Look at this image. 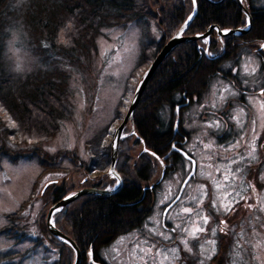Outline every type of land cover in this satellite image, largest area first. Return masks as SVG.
<instances>
[{"label": "trees", "instance_id": "16d2710c", "mask_svg": "<svg viewBox=\"0 0 264 264\" xmlns=\"http://www.w3.org/2000/svg\"><path fill=\"white\" fill-rule=\"evenodd\" d=\"M242 2L250 13L252 26L243 36L230 35L227 41L232 43L234 38L240 39L243 45L237 51L244 53L248 48L245 43L264 38V3L258 5L256 0ZM197 4L198 12L186 35L201 34L211 24L221 30L247 25V15L242 12L238 0H225L221 4L197 0ZM193 8L192 0H0V165L4 158L16 161L34 158L38 154L44 171L58 167V164L47 165L49 157L42 149L45 148L43 145L56 136L66 119L73 118L71 80H75L76 75L71 72L85 74L76 57L89 58L91 52L97 50V38L108 37L105 30L131 26L139 28L143 50L137 67L132 70L133 76L139 80V74L154 61L161 47L179 30ZM152 27L158 29L157 33L151 30ZM13 30L23 36L22 47L26 44L41 65L38 70L20 78L15 77L6 61L5 41ZM212 35L214 39L216 32ZM201 43L202 39L175 46L149 80L134 112L133 126L128 123L125 128L124 132L129 137L122 140L119 146L115 168L124 179L122 190L111 197L81 196L55 213V224L78 245L81 264H93L90 262L92 256L97 262H103L105 259L100 254L101 250L116 237L141 229L145 217L152 212L160 186L154 184L153 188H149L159 178L157 171L161 164L157 156L163 159L171 151L176 132L184 130L186 135L189 134L184 128V111L192 107L193 116L197 114L194 105H200L211 84L221 79L218 73L224 71V64L233 59L226 54L215 58L211 50L206 55ZM211 46L215 52L220 49L215 40ZM130 82L127 89L133 93L138 82ZM217 98L215 95L213 99H206H211L213 105L218 104L219 109L221 104ZM179 101L184 106L179 110L180 124L176 128L178 116L175 110ZM167 111L171 112L169 120L164 118ZM213 121L223 125L219 119ZM209 132L210 138L214 136L211 146L216 147L217 143L224 155L226 149L223 144L227 142L218 138L224 131H214L209 127ZM98 139L94 140L95 146L99 145L95 143ZM106 147L103 152L91 156V165L77 158L74 151L64 154L78 159L81 174L76 184L101 188L106 185L112 187L116 183V179L109 180L107 175V180L86 177L95 170L107 169L111 163L112 147ZM172 155H175L176 165H179L181 156L175 152ZM74 167L79 170L76 165ZM76 184L64 180L61 186L48 185L43 192L47 209L38 218L37 225L42 233L52 238L51 243L58 249L59 259L53 264H74L75 256L73 248L49 233L46 225L48 206L73 193ZM28 203L23 202L21 208L7 216L9 223L0 228V236L17 238L15 233L23 232L25 237L26 227L18 226L17 221H24L23 211ZM238 210L249 208L246 204ZM241 219L246 223L247 218L241 216L231 224L240 225ZM16 241H21L20 237ZM229 243L231 240L224 239L220 248L222 259L227 261L232 251H237L235 245L230 248Z\"/></svg>", "mask_w": 264, "mask_h": 264}, {"label": "rangeland", "instance_id": "374dc122", "mask_svg": "<svg viewBox=\"0 0 264 264\" xmlns=\"http://www.w3.org/2000/svg\"><path fill=\"white\" fill-rule=\"evenodd\" d=\"M210 1H212L214 4H221V2L225 0ZM256 1L258 5H262L264 3V0ZM151 30L157 33L158 29L152 27ZM14 31H16L20 37V45L17 46L22 47L21 43L23 36L18 33L17 30ZM104 33H106L108 37L104 38L99 36L97 38V50L95 52L90 51L91 56L89 58H86V56L85 59H83L81 56L76 57V60L78 59L82 68H84L83 73L85 74L71 72L73 75H76L75 80H71V95H73L72 102L74 105L73 118L70 120L66 119L63 125H61V129L58 131L56 136L45 142L43 145L45 148L42 149L46 152L47 157H49L47 165H50L49 163L54 165L58 164V167L49 171H44L41 169L39 164L42 159L38 154H35L34 158H20L16 161H14L12 158L11 160L4 158L1 162L0 228L6 226L9 223L7 216L21 208V204L23 202H29V205H27V208L23 211L25 215L24 221H17L18 226L26 227L25 230L27 231V234L25 237L23 236V232H16V237H20L21 240L16 243L17 238L9 239L8 237L0 236V264H53L59 259L58 249L51 243L52 238L42 233L40 227L37 225L38 218L40 215H43L42 213L44 209H47V203L44 201L45 198H42L44 189L48 185L52 184H54L56 187L61 186L64 180L76 184V180L81 174V169L78 167L79 162H77V158L79 157L80 159L84 160L86 164L91 165V156L94 155V153L103 152L107 148L106 146L111 145L112 140L114 139V130L119 126L121 119L126 115L130 105L129 102L134 95V93L128 92V85L131 83V80L136 83L138 82L139 84V81L146 72V70L142 69L144 72L139 74L141 75V79L139 80L133 76L132 72V70L137 67L143 50L141 49L143 40L140 39L141 34L139 32V28L134 26L116 28L113 31L105 30ZM24 49L30 53V50L28 47H26V44ZM9 55L10 54L6 55L8 66L11 64ZM30 56L31 58H34L35 61L33 64V71L38 70L41 67L39 60L32 53H30ZM258 64L259 61L255 60L252 62L251 66L257 68L259 66ZM230 66H233V64L227 65L226 67L230 68ZM157 69L156 72L158 71ZM14 74L16 75L15 77H21L19 74ZM216 86L218 89L217 99H221L222 96H220V93L221 90L223 92L225 89L224 85L219 80H217ZM208 91L204 94V96H202L201 100L203 101L200 103V105H198V107L194 105V111H196L197 114H194L193 116L191 111L192 107L187 112H185L186 110L184 111V128L187 130V132L189 131V134L186 135L188 136L186 140H182L180 145H177L176 148L178 150H180L179 148H184L183 150H186L188 153L192 154L193 159H197L198 163H195L196 169L193 173V165L191 163L192 159L190 157L186 158L183 156V154H180L179 151L173 150V153L175 152L176 154L180 155L183 160L179 163L181 166L179 167V165H176L175 155L171 154L172 159H170V169H168L169 177L166 178L164 182V178L162 179V183L156 192L157 201L155 204V212L153 217L160 224L162 221L160 217L165 211L164 207L166 203L174 199L177 192L179 191V186L183 184L188 174L193 173V176L189 179V181L191 179L193 180L190 182L188 181L189 183L187 184L186 189L187 193L183 199L186 201L191 200V202H193L198 198L197 203L202 204H199L198 209L195 210L192 218H195V215L198 212H206L208 214L210 213L212 216H215L216 211L211 206V204L213 201H215L216 207H219V200L217 197L223 198V194L225 192H232V196H229L228 198L229 200H232V198L235 197L240 199V196L243 195L242 193L246 189V183L240 182V184H237V181H240L242 178L240 175V172L242 171L241 168L236 169L233 172L236 175V177L233 179L234 183L233 180L226 182L224 178H221L220 173L218 177L216 176V167L215 164H213V161H215L214 159L217 155L216 152L221 150L222 147L216 148L211 146V139L214 136H211L210 138L209 127H212L214 131H218V129L224 130V128L220 123H217L216 121L214 122L211 118H208L206 98H208L211 93L210 91L208 94ZM224 97L227 99H232L226 94ZM213 98L214 97L211 99ZM260 101L263 102L262 99H260ZM214 107L218 108L216 103L214 104ZM250 108H252V111L256 113V117L258 118L260 115L259 108L254 100L250 101ZM170 113L171 112L167 111L164 115V118L168 119ZM129 124H131V121ZM262 126H264V119L260 125H253L251 127V131L248 134L247 140L251 139V137H253ZM128 135V133L123 132L120 142L129 137ZM259 135H264V129L261 130ZM96 139H98V141L95 143L99 144L97 146L93 144L94 140ZM223 146L225 147V145ZM225 149L226 153L222 155L220 161L218 162V164H221L219 167L221 172L225 171L227 167V163H225V161H227L228 157V147ZM72 151H74V154L77 157L75 158L77 160L74 159L72 155H64ZM11 157H13V155ZM50 160L54 161L50 162ZM166 161L167 160H165L164 157V160L160 162L161 166L158 167V174H162L163 170L164 175L167 174L168 170L165 164ZM73 164L76 165L79 170H76ZM109 167L110 164H108L106 170H95L94 172L90 173V176L86 177H98V179L103 177L107 180V174L110 169ZM108 179L111 180L109 177ZM194 179L196 180L194 181ZM262 181L264 183V178H262ZM36 182L38 183L37 187L33 188ZM217 182H221L223 187L217 188ZM154 183L158 184L159 182L155 181ZM154 183L152 185H154ZM75 186L78 188L81 185L76 184ZM262 186L258 188L260 196L257 195L256 199L254 198L248 203L257 205V207L250 209L253 210L252 215H250L251 222H248L251 226H253V231L251 233L253 234V238L250 246L248 245V248H246L243 245L249 243L247 242V239H242V241H239L237 238L238 240L236 242L234 240V245L240 252L239 259L242 264H264V227L261 226L264 225V212L259 211V205L264 204V184ZM237 192L240 193V196H236ZM193 197L195 199H193ZM180 203L181 201L177 203L171 214L167 217L173 220V218L177 216V210L179 209ZM51 205L52 204H50V206ZM233 205L237 206L236 202H234ZM50 206H48V209ZM237 208H239V206ZM220 214L221 216H226L228 213L225 215L221 212ZM180 215H182V213ZM257 217H259V219H257ZM199 219L200 218L196 220L198 221ZM177 221L182 222L180 219ZM173 225L175 227L177 225L185 226L183 223L175 224V222ZM186 225H188L189 228L192 226L190 223ZM153 228H155V226ZM141 234L142 232L137 230L135 232H128L125 233V235L116 237L114 241L106 245L104 249L101 250L100 254L102 258L110 264H125V256L123 252L126 247H129L130 252H136L138 250L142 251L141 248L144 247V243L140 237ZM238 241L239 243H237ZM257 242L260 243V247H256ZM239 244H242L243 246ZM143 250L147 249L143 248ZM236 252V250L232 251L230 254V259L226 264H234V261H236ZM74 256L76 259L75 253ZM160 262V264L163 263L162 261Z\"/></svg>", "mask_w": 264, "mask_h": 264}, {"label": "flooded vegetation", "instance_id": "af4514ba", "mask_svg": "<svg viewBox=\"0 0 264 264\" xmlns=\"http://www.w3.org/2000/svg\"><path fill=\"white\" fill-rule=\"evenodd\" d=\"M245 33L246 32H243L241 35L237 36H243ZM212 36L213 35H211L210 41L206 42L202 40L201 46H206L208 44L210 46V52H212L211 54L214 55L215 58H222L224 54L229 55L233 58L231 59L232 62L229 61L227 64H233V66L227 68V65L224 64V71L218 73L221 78L218 80L224 85V88H229L231 92L234 91L235 93V95H229L228 92H225L224 90L222 92L221 90L220 96H225L226 94L232 99H220L219 105L222 102L223 103L220 105L219 109L214 107L211 99H206L208 118H211L212 120H215L216 118V120L219 119V121H221V123L223 124L222 126L224 128V132L218 138L224 139L227 143L223 145H225V148L228 147V157L227 161H225V163H227L226 170L221 172V170L219 169L221 164H218V162L223 155L221 151L216 152L217 155L215 156V161H213V164H215L216 167V176L218 177V175L221 174V178H224L225 172L229 168L231 169L232 173L236 169L241 168L242 171L240 172V175L242 176V178L240 179V181H237V184H240V182L246 183V189L242 193V197H244L245 199H237V197L232 198L233 204L235 200H238L239 202H236L237 206H233V210L227 215L225 214L226 216H221L220 213H216L215 216H212L210 213L208 214L204 212L203 215L209 217V222L205 225L202 220H196L199 218L197 214L195 215V218H192L193 213L198 209L199 204L202 205L201 203H197L198 198L193 202H191V200L186 201L185 199H183L187 193V184L192 180L191 179L186 184V188L181 194V198L177 201V203H179L180 201L181 203L179 204V209L177 210L178 213L175 218L176 221L180 219L182 222H176L175 218H173L172 220L171 218L167 217L171 214L177 203L172 206H170V203L166 205V215L160 217L162 219L161 224L153 217L155 212V206H153L154 210L152 209V212L145 217V222L142 228L133 230V232L137 230L142 232L140 237L142 239V242L144 243V247H142L141 249H148L149 247H151V253H146V251L139 250L136 252H130L129 247H126L123 252L125 256V264H160V261L163 262L162 264H199L200 259H204L205 264H226L227 260L222 259V253L220 249L223 246L222 241L224 239L227 238L231 240V244L229 243L230 248H232V244L234 245V240L236 242L238 239L239 241H242V239H247V242L249 243L243 244L246 248H248V245L250 246L252 242L253 234L251 233L253 231V226H251L248 222H251L250 215H252L253 210L249 209L240 211L237 207L239 206L241 208L242 206H246V204L249 205L248 203L251 202L252 199H256L257 195L260 196L258 188L264 184L262 181V177L264 175V135H259L261 130L264 129V126L259 128V131L253 137H251V139L247 140L248 134L251 131V127L253 125H260L262 120L264 119V110L260 108L261 103L264 102V95H262V93H264V49L260 48V45L264 44V38L254 43H246V45H248V48L244 50V53H242L237 51V48L242 49L241 46L243 43L240 39L234 38L233 42L229 43L227 41V38L229 36H225L222 39L217 34L214 39H212ZM213 40H215V42H218L220 46V49L217 52L212 50L211 45L213 43ZM205 54L208 55L206 52ZM249 59H251V62H254L255 60L259 61V66L257 67L254 75H248L244 71V65L245 63L249 62ZM216 82L214 84H211V86L209 87L208 94L210 93V91L211 93L208 97L210 98L218 94ZM260 99H262L263 102H261ZM252 100L256 102L259 108L260 115L258 118L256 117V113L252 111V108H250V101ZM180 102L176 107H180L182 109L184 105L182 106ZM237 117L239 118V122H237ZM176 133L177 134L173 137V143L171 147L172 149L165 155V160H167L165 162L167 170L170 167V159H172L171 154L173 153L172 151L176 150L179 151L180 154H182L181 148H179L180 150H178L176 147L177 145H180L182 140H186L187 138L184 130L183 132L180 131ZM249 145H254L256 147V160H251V158L247 156V153L251 150ZM215 146L221 147L217 143H215ZM183 149L184 148H182V150ZM242 156L244 157L243 160L240 159V157ZM234 159L237 160L238 163L233 164L232 161ZM164 177L166 179L169 177V175L165 174ZM235 177L229 175V179L226 180V182L233 180ZM249 184H251L252 187H249ZM179 187L180 191L181 186ZM179 191L177 192V194L179 193ZM175 198L176 196L174 197V199ZM185 207H191L193 209L192 213H184L182 210ZM181 213L182 215H180ZM241 216L247 218L246 223H243L241 219L242 223L240 225L234 226L231 224L234 219L235 221H237V219L241 218ZM221 220L227 221V224H221ZM174 222L175 224L183 223L185 226H179V228L176 229L175 232H173L172 229L175 227L173 225ZM192 222H197L201 227H205L207 229L206 232L198 233V241L192 239L182 231L183 228H189L186 224H192ZM154 226L155 228H153ZM214 228L216 229V235L212 236L211 233ZM220 228H224V231L221 232ZM159 232L163 233L164 235H159ZM164 236H170L171 238L165 239ZM207 239L216 241L215 252L212 253L211 246H209V249L205 253V256L202 257L200 256V250L196 247V245L197 243H202ZM184 240L188 241L187 246L191 247V252L185 250V244L182 243V241ZM173 248L179 249L177 258L173 260L171 253H168L169 258L167 260H164V253L168 249ZM208 256H210L211 258L208 259ZM95 263L110 264L106 260H104L103 262L96 261Z\"/></svg>", "mask_w": 264, "mask_h": 264}, {"label": "water", "instance_id": "95a60500", "mask_svg": "<svg viewBox=\"0 0 264 264\" xmlns=\"http://www.w3.org/2000/svg\"><path fill=\"white\" fill-rule=\"evenodd\" d=\"M210 1V0H208ZM223 1V0H220ZM238 2L240 3L241 8L243 9V11L247 14H249V12H247L246 7L244 6L242 0H238ZM220 3V2H219ZM193 4H194V9L193 11L189 14L192 16V20L188 21L186 20L180 27L179 31L176 32L167 43H165L162 47L161 50L159 51V54L153 59L154 61L149 65V67L146 69V72L144 73L142 79L139 81V84L137 85L136 89H135V93L132 97V99L130 100V105L129 108L126 112V115L124 116V118L122 119V121L119 123V126L114 130V139L112 140L111 143V147H112V153H111V165H110V171L109 173H112V175H114L117 179H118V185L115 188H112V190H106V189H98V188H82L80 190H77V192H75L77 195L72 196V194H69V196H71L72 198L69 199H65L62 198L59 200V202H57L56 204L52 205L49 208L48 211V216L46 219V225L48 227L49 232L54 235L56 238H58L59 240L64 241L66 244L70 245L71 247H73L74 251H75V255H76V259L74 261V264H80V261L82 259V255L80 253V250L78 248V245H76L75 241L70 238L68 235H66L61 229H59L56 224L55 226H52L50 224V220L53 221V216L54 213H56V209H62L65 206L69 205L72 201L80 198V196L83 195H89L91 193L94 194H98L99 196H104V197H111L114 194H117L123 184H124V180L121 179L119 173L117 172L115 165L117 163L118 160V151H119V143L120 140L122 138V133L124 131V129L126 128V124L129 123L131 121V123H133V117H134V112L137 108V106L140 104V99L144 93V90L146 89L147 85L149 84V80L151 79V77L154 75V73L156 72V69L159 67L160 63H162V61L165 59V57L169 54L170 51H172L174 49L175 46L179 45L181 42H190V41H194V40H200L201 38H208L210 37V34L212 33L213 29L216 28L218 30V34L220 35V37H222L223 35H225V31L221 30L219 27H217L216 25H211V27H209L205 32L201 33V34H197V35H190V36H185L183 35L184 32L189 28L190 23L193 21L194 17L197 14V0H193ZM249 28L252 26L251 23V19L249 18ZM183 29V31L181 32V30ZM238 31H242L241 33L247 31V30H241V29H232V30H228L226 31L227 34L226 35H233L235 33H238ZM179 121H176V126H179ZM176 127V128H177ZM183 153V152H182ZM185 155L188 156V154L183 153ZM192 165H193V170L192 172H195L196 169V165H195V161L192 159ZM191 173L190 175H188V178L186 179V181L183 184L182 190L180 192V194L182 193V191L184 190V188L186 187V183L189 181V179L193 176ZM164 171L161 174V178L158 182H160L164 177ZM154 185H151L149 188H153ZM146 188V187H145ZM68 197V196H67Z\"/></svg>", "mask_w": 264, "mask_h": 264}, {"label": "snow or ice", "instance_id": "6c2138e0", "mask_svg": "<svg viewBox=\"0 0 264 264\" xmlns=\"http://www.w3.org/2000/svg\"><path fill=\"white\" fill-rule=\"evenodd\" d=\"M187 20H188V21H191V20H192V16L189 15V16L187 17ZM182 31H183V29L181 30V32H182ZM224 34L226 35L227 32L225 31ZM64 43H67V41H64ZM260 48H261V49H264V44H261V45H260ZM251 64H252L251 59H249V62L245 63V65H244V71H245L248 75H254L255 72H256V70H257V68L251 66ZM224 91H225V92H228L229 95H235V93H234V92H231L229 88H225ZM262 95H264V93H262ZM221 99H222V100H225V99H227V98L224 97V96L222 95ZM260 108H261L262 110H264V103H261ZM241 111H242V110H241ZM237 122H239V118H238V117H237ZM249 147H250L251 150L247 153V156L250 157L251 160H256V159H257V157H256V155H255V153H256V147H255L254 145H249ZM240 159L243 160L244 157L242 156V157H240ZM232 163H233V164H236V163H238V161L234 159V160L232 161ZM110 174H112V173H110ZM229 175H232L233 177H235V173H232L230 168L225 172L224 180H228V179H229ZM262 178H264V177H262ZM233 183H234V180H233ZM216 187H217V188L223 187V184H222L221 182H217ZM249 187H252V185L249 184ZM75 195H77V194H76V193H73V194H72V196H75ZM229 196H232V192H225V193L223 194V198L217 197V199L219 200V207H218V208L216 207V202H215V201L212 202L211 206L215 209L216 213L219 214V213L222 212V213H224V214H227V213H229V212H231V211L233 210V206H234V205H233V200H229V199H228ZM236 196H240V193L237 192V193H236ZM71 198H72L71 196L65 197V199H69V200H70ZM240 198H241V199H245V198L242 197V196H240ZM193 199H195V198L193 197ZM226 201H227V202H226ZM235 202L238 203L239 201L237 200V201H235ZM258 203H259V202H258ZM247 207H248L249 209H253V208L257 207V205L249 204V205H247ZM60 210H61V209H59V208L56 209V211H60ZM182 211H183L184 213H192L193 209H192L191 207H185V208H183ZM259 211L264 212V204H260V205H259ZM197 215L199 216L200 220H202L203 223H204L205 225L209 222V217L206 216V215H203V213L198 212ZM257 219H259V217H257ZM220 223L226 225V224H227V221H223V220H221ZM50 224H51L52 226H55V222H54V221H51V220H50ZM261 226L264 227V225H261ZM177 228H179V225H177L176 227H174V228L172 229V231L175 232ZM182 231H183L184 233H186V234H187L189 237H191L192 239L198 241V240H199L198 233L206 232L207 229H206L205 227H201V226L199 225V223H197V222H192V226H191V228H183ZM220 231L223 232V231H224V228H220ZM211 234H212V236H215V235H216V229H215V228L212 230V233H211ZM159 235L163 236L164 234H163V233H159ZM164 238H165V239H170L171 237H170V236H164ZM182 243L185 244V250H186V251H188V252H191V251H192L191 247H188V246H187V245H188V241H187V240L182 241ZM237 243H239V242H237ZM215 244H216V241H215V240L207 239V240H205V241L202 242V243H197L196 247L200 250V256L203 257V256H205V253L208 251L209 246H211V252H212V253L215 252ZM260 246H261L260 243L257 242L256 247H260ZM151 250H152L151 247H149L147 250H143V249H142V251H146V253H151ZM162 251H163V250H162ZM168 253H171L172 259L175 260V259L177 258V256H178V254H179V249H175V248H173V249H168V250L164 253V257H163L164 260H167V259L169 258V257H168ZM239 257H240V252H239V250H237V252H236V261H234V264H242V262L240 261ZM207 258L210 259L211 257L208 256ZM199 264H205L204 259H200V260H199Z\"/></svg>", "mask_w": 264, "mask_h": 264}, {"label": "clouds", "instance_id": "9594fccd", "mask_svg": "<svg viewBox=\"0 0 264 264\" xmlns=\"http://www.w3.org/2000/svg\"><path fill=\"white\" fill-rule=\"evenodd\" d=\"M6 31H8L6 29ZM6 55H9L11 61L10 70L21 76L33 71L34 58H31L30 53L17 45L20 42V37L16 31H11V35L6 39Z\"/></svg>", "mask_w": 264, "mask_h": 264}]
</instances>
